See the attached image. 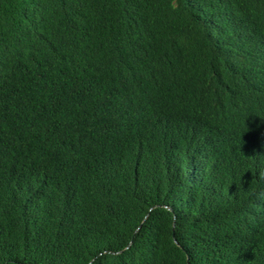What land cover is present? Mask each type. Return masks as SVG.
<instances>
[{"label": "trees", "instance_id": "trees-1", "mask_svg": "<svg viewBox=\"0 0 264 264\" xmlns=\"http://www.w3.org/2000/svg\"><path fill=\"white\" fill-rule=\"evenodd\" d=\"M0 264H264V0H0Z\"/></svg>", "mask_w": 264, "mask_h": 264}]
</instances>
